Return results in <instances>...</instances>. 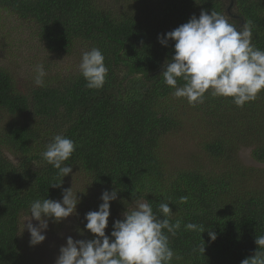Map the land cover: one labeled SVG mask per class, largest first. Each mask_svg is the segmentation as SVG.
Returning a JSON list of instances; mask_svg holds the SVG:
<instances>
[{
    "label": "trees",
    "instance_id": "obj_1",
    "mask_svg": "<svg viewBox=\"0 0 264 264\" xmlns=\"http://www.w3.org/2000/svg\"><path fill=\"white\" fill-rule=\"evenodd\" d=\"M202 9L237 27L251 21L252 43L264 49V0H0V25L10 15L29 23L43 63L80 45L84 52L99 48L108 68L96 90L80 70L48 76L39 87L0 64V264H42L24 242V221L32 201L60 200L69 187L80 191L75 240L93 238L85 213L115 189L106 235L139 202L147 199L160 216L159 204L171 201L170 220L182 221L170 236L179 257L172 264H241L253 254L255 237L264 235V91L237 107L210 89L193 106L164 83L174 41L161 45L158 35ZM57 134L76 144L61 188L49 185L60 177L41 155ZM170 141L193 148L182 163L170 154ZM189 222L205 231L185 230Z\"/></svg>",
    "mask_w": 264,
    "mask_h": 264
},
{
    "label": "clouds",
    "instance_id": "obj_2",
    "mask_svg": "<svg viewBox=\"0 0 264 264\" xmlns=\"http://www.w3.org/2000/svg\"><path fill=\"white\" fill-rule=\"evenodd\" d=\"M197 2V0H196ZM252 22L242 26L232 24L220 12L201 10L199 17L193 14L186 23L158 35V41L166 46L174 41V54L164 64V83L174 89L173 96L186 98L190 105L203 103L205 93L211 89L214 97H231L237 107L254 101L264 91V49L252 43ZM105 57L97 47L82 53L79 64L80 74L89 89H101L108 75ZM34 84L45 85L47 75L44 65L35 67ZM182 80V85L178 84ZM75 142L62 134L55 135L42 152V158L58 170L59 182L49 185L61 188L62 178L72 173V166L66 165L75 151ZM72 187L62 189V198L36 199L30 204V217L38 221L33 226L29 219L26 227L30 233V244L36 245L45 240L44 230L48 218L54 222L76 214L80 197ZM84 192V191H83ZM97 210L85 213L84 228L94 234L92 239L66 238L60 247L55 264H172L179 259L170 246V236H175L182 221L170 220L173 211L169 202L158 206L160 216L151 203L139 202L136 207L123 213V219L115 220L112 231L106 235L110 216V201L117 199V191L104 190ZM186 203L187 197H181ZM25 227V224H24ZM185 230L205 231L202 225L187 223ZM210 241H215L216 233L209 230ZM256 249L241 264H264V235L255 237ZM204 252V243L199 247Z\"/></svg>",
    "mask_w": 264,
    "mask_h": 264
},
{
    "label": "rangeland",
    "instance_id": "obj_3",
    "mask_svg": "<svg viewBox=\"0 0 264 264\" xmlns=\"http://www.w3.org/2000/svg\"><path fill=\"white\" fill-rule=\"evenodd\" d=\"M2 22L3 24L0 25V64L6 66L16 80L33 83L36 75L35 67L41 63L47 73L44 81H47L48 76H55L56 74L62 76L79 70L81 56L84 52L83 46H74L71 52L65 55H50L48 61L43 63L41 58L37 56L38 53H41V48L33 38L31 25L12 15L5 16ZM168 149L177 163H182L188 152L193 150L188 142L177 144L174 141L169 142ZM239 155L244 163H249L247 148L240 149ZM28 219L33 226H37L39 223L31 217ZM29 220L24 221V242L30 248L31 254L39 259L42 264H55L60 254V247L66 244V238L71 236L74 239L71 231L72 215L58 223L48 218V227L44 230L46 238L36 245H31L29 242L30 233L26 227Z\"/></svg>",
    "mask_w": 264,
    "mask_h": 264
},
{
    "label": "water",
    "instance_id": "obj_4",
    "mask_svg": "<svg viewBox=\"0 0 264 264\" xmlns=\"http://www.w3.org/2000/svg\"><path fill=\"white\" fill-rule=\"evenodd\" d=\"M230 5H231V3H230Z\"/></svg>",
    "mask_w": 264,
    "mask_h": 264
}]
</instances>
